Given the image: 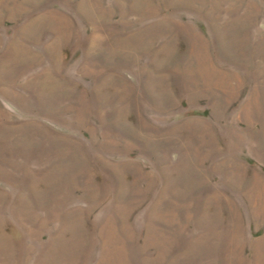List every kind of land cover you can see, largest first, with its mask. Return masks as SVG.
Returning a JSON list of instances; mask_svg holds the SVG:
<instances>
[{"label": "rangeland", "instance_id": "obj_1", "mask_svg": "<svg viewBox=\"0 0 264 264\" xmlns=\"http://www.w3.org/2000/svg\"><path fill=\"white\" fill-rule=\"evenodd\" d=\"M0 264H264V0H0Z\"/></svg>", "mask_w": 264, "mask_h": 264}]
</instances>
